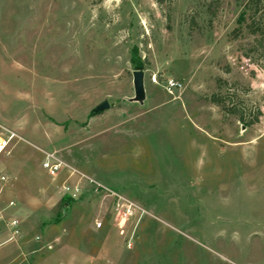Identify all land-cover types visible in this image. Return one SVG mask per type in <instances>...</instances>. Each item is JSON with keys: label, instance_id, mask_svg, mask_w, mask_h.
<instances>
[{"label": "rangeland", "instance_id": "obj_1", "mask_svg": "<svg viewBox=\"0 0 264 264\" xmlns=\"http://www.w3.org/2000/svg\"><path fill=\"white\" fill-rule=\"evenodd\" d=\"M242 4L0 0V124L22 139L0 157L22 222L16 241L0 226V264H264V60ZM217 80L257 124L209 102ZM42 152L109 191L62 202Z\"/></svg>", "mask_w": 264, "mask_h": 264}, {"label": "built area", "instance_id": "obj_2", "mask_svg": "<svg viewBox=\"0 0 264 264\" xmlns=\"http://www.w3.org/2000/svg\"><path fill=\"white\" fill-rule=\"evenodd\" d=\"M150 83L158 85L155 75L151 76ZM165 86L168 93H170L171 90H179L182 87L179 82L173 80L167 81ZM20 141H22L20 137L8 127L0 124V157L8 155L12 146ZM42 154L44 158L40 166L46 176L52 180L57 179L61 175L64 177V181L57 187L58 193L62 198H70L73 200L79 197L83 188L82 180H85V183L88 182L91 185H95L99 189L109 191L97 182L76 171L67 163L56 158L53 153L42 152ZM11 182L12 179L3 170L0 164V187H4ZM0 204H2L0 205V226L8 234L6 241H16L22 237V222L19 215L14 214L17 206L13 200H8L4 203L0 202ZM127 212L129 214L130 210Z\"/></svg>", "mask_w": 264, "mask_h": 264}, {"label": "trees", "instance_id": "obj_3", "mask_svg": "<svg viewBox=\"0 0 264 264\" xmlns=\"http://www.w3.org/2000/svg\"><path fill=\"white\" fill-rule=\"evenodd\" d=\"M101 1L103 0H97L98 3ZM156 1L158 5H163L167 2V0ZM242 6L243 12L240 15L238 24L244 25L246 32L254 37L253 46L247 53L255 52L258 54L259 59L264 60V0H243ZM166 20L169 21L168 16ZM130 62L134 70H142L144 63H139L135 54H132ZM221 85H225V83L217 80V91L210 96L209 102L219 108L221 113L235 118L245 127L257 124L262 115L259 107L240 100L236 91L231 90L228 86L225 93H220ZM90 115L94 114L90 113ZM61 201L71 202L73 200L70 198H62Z\"/></svg>", "mask_w": 264, "mask_h": 264}, {"label": "water", "instance_id": "obj_4", "mask_svg": "<svg viewBox=\"0 0 264 264\" xmlns=\"http://www.w3.org/2000/svg\"><path fill=\"white\" fill-rule=\"evenodd\" d=\"M132 76V88H133V97L130 99L131 102L142 105L145 101V89H144V72L140 70H134L131 73ZM109 108V105L106 101H103L98 106H96L91 114H99ZM245 127L242 126V129Z\"/></svg>", "mask_w": 264, "mask_h": 264}, {"label": "crops", "instance_id": "obj_5", "mask_svg": "<svg viewBox=\"0 0 264 264\" xmlns=\"http://www.w3.org/2000/svg\"><path fill=\"white\" fill-rule=\"evenodd\" d=\"M147 96V95H146ZM145 100H146V97H145ZM9 264V263H8Z\"/></svg>", "mask_w": 264, "mask_h": 264}]
</instances>
